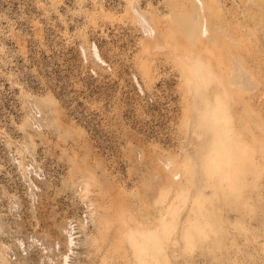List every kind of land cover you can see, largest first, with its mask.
Returning <instances> with one entry per match:
<instances>
[{"label":"rangeland","instance_id":"1","mask_svg":"<svg viewBox=\"0 0 264 264\" xmlns=\"http://www.w3.org/2000/svg\"><path fill=\"white\" fill-rule=\"evenodd\" d=\"M128 213L142 264H264V0H0V264H137Z\"/></svg>","mask_w":264,"mask_h":264},{"label":"bare ground","instance_id":"2","mask_svg":"<svg viewBox=\"0 0 264 264\" xmlns=\"http://www.w3.org/2000/svg\"><path fill=\"white\" fill-rule=\"evenodd\" d=\"M192 25V24H191ZM193 29L198 32V34L202 37V35L206 32L207 28L204 24L199 23L197 26L196 24L193 26ZM125 208H121L119 211H124ZM118 215V214H117ZM130 219V220H129ZM132 220V222H131ZM117 222V232H114L112 240L110 241V244H119V243H125L124 245V256L126 259H129V261H133L137 264H142V225L139 221H136L132 218V216L128 213L127 215L122 214L120 216H116ZM98 225H101L103 228L108 227L110 225V222L102 217L98 221ZM139 230V234L134 235L133 231ZM127 235L129 238L125 241H122V236ZM71 235H69V243H71ZM156 243V242H155ZM155 245V244H154ZM69 247V246H68ZM155 247V246H153ZM67 248V247H66ZM68 249V248H67ZM144 250V249H143ZM147 250V249H146ZM152 250V249H149ZM66 257L64 256L63 263H66ZM63 260V259H62ZM6 260H3V262ZM60 264V263H59Z\"/></svg>","mask_w":264,"mask_h":264}]
</instances>
